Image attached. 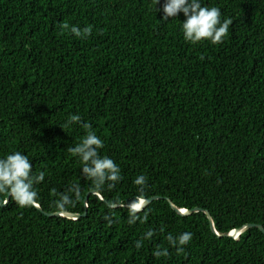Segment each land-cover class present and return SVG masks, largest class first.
Instances as JSON below:
<instances>
[{
    "label": "trees",
    "instance_id": "trees-1",
    "mask_svg": "<svg viewBox=\"0 0 264 264\" xmlns=\"http://www.w3.org/2000/svg\"><path fill=\"white\" fill-rule=\"evenodd\" d=\"M163 2L0 0V157L19 150L47 170L41 209L3 207L0 194V264H264L259 228L228 236L264 227V0H202L233 21L219 45L186 42L183 14L163 22ZM73 114L82 123L62 129ZM83 123L121 168L114 188L94 191L68 152ZM141 174L147 198L163 199L130 225ZM73 183L82 198L66 213L81 218L49 217L51 190ZM168 199L203 211L181 215ZM186 231L193 239L177 254L165 237ZM157 246L169 256L155 258Z\"/></svg>",
    "mask_w": 264,
    "mask_h": 264
},
{
    "label": "clouds",
    "instance_id": "clouds-1",
    "mask_svg": "<svg viewBox=\"0 0 264 264\" xmlns=\"http://www.w3.org/2000/svg\"><path fill=\"white\" fill-rule=\"evenodd\" d=\"M161 0H155L156 5ZM156 11H158L156 9ZM162 21L167 22L169 18H175L178 14H183L184 21L181 23V31L186 42L197 44L202 41H208L212 45L224 43L229 34L230 25L233 21L230 18L222 19V12L219 7L205 6L202 0H164L162 8ZM62 30H70L76 38L84 39L92 35V26L83 28L78 25H69L61 23ZM203 59V57H201ZM80 114L70 115L68 120L61 128H67L74 124H81ZM86 130L81 141L74 147L68 149L73 157H76L81 163V173L86 181H90L94 191L100 192L107 188H114L122 180L121 168L114 159L102 154L105 147V141L97 135L96 131L88 123L82 124ZM47 170L33 171L32 160L19 150L12 151L0 157V194H4L22 208L39 207V194L36 186L45 181ZM133 183L138 186L140 195L130 207L128 223L134 225L137 221L145 223L148 215L145 212L143 216L139 215L142 209L148 204V198L145 193L148 178L141 174L138 175ZM56 211L63 215L68 212L81 196V185L73 183L67 192L58 193L55 188L51 190ZM110 203V207H115ZM107 219V217H105ZM161 233L163 229H160ZM156 235L154 229L147 230L140 240L135 242V248L141 249L145 240H152ZM165 239L171 248H175L177 254L184 251L193 239L191 232H183L178 236L169 233ZM157 259L169 256V247L157 246L152 253Z\"/></svg>",
    "mask_w": 264,
    "mask_h": 264
},
{
    "label": "water",
    "instance_id": "water-1",
    "mask_svg": "<svg viewBox=\"0 0 264 264\" xmlns=\"http://www.w3.org/2000/svg\"><path fill=\"white\" fill-rule=\"evenodd\" d=\"M161 199H163V197H158V196H156V197H152L151 199H148V204L146 205V207H147L149 204H151L152 202L157 201V200H161ZM9 201H10V199H8L7 202H6L5 204H3L2 206H3V207H4V206H7L8 203H9ZM168 201H170V200L168 199ZM170 202H171V201H170ZM171 205H172L173 209L176 210L179 214H181V215H185V216H186V215H191V214L196 213V212L203 211V210L200 209V208H196V209H194V210L179 209V208H178L175 204H173L172 202H171ZM0 207H1V206H0ZM146 207H145L144 209H142L141 211L145 210ZM38 208L41 209L40 207H38ZM205 213L207 214V216H208V218H209V220H210V222H211V225H212L213 230L218 234V232L216 231L215 226H214V220H213V218H212V215L210 214L209 211H205ZM47 215H48L49 217L66 216V217H69V218H73V219H75V220H78V219L81 218V215H73V214H68V213H65V214H63V215H60L59 213H52V214H47ZM84 215H87V212H86ZM252 228H259V229L264 233V227H263L262 225L248 224V225H245L244 227H242L241 229L232 232V233H231L230 235H228V236H229V237H234V238L239 239L240 236H241L243 233H245L246 231H248V230H250V229H252ZM219 236H227V235H221V234H219Z\"/></svg>",
    "mask_w": 264,
    "mask_h": 264
}]
</instances>
